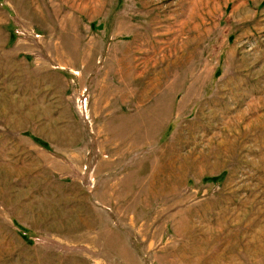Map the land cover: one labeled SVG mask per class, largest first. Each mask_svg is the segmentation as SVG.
<instances>
[{"label": "rangeland", "instance_id": "rangeland-1", "mask_svg": "<svg viewBox=\"0 0 264 264\" xmlns=\"http://www.w3.org/2000/svg\"><path fill=\"white\" fill-rule=\"evenodd\" d=\"M0 264H264V0H0Z\"/></svg>", "mask_w": 264, "mask_h": 264}]
</instances>
